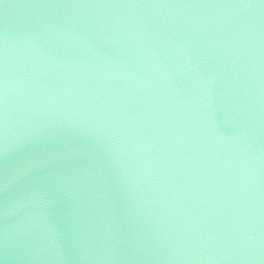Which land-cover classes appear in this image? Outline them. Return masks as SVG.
<instances>
[{
    "label": "water",
    "instance_id": "obj_1",
    "mask_svg": "<svg viewBox=\"0 0 264 264\" xmlns=\"http://www.w3.org/2000/svg\"><path fill=\"white\" fill-rule=\"evenodd\" d=\"M0 264H264V0H0Z\"/></svg>",
    "mask_w": 264,
    "mask_h": 264
}]
</instances>
